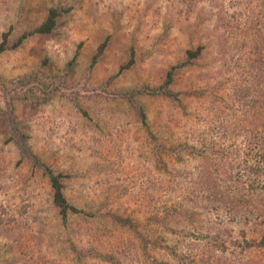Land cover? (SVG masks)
Returning <instances> with one entry per match:
<instances>
[{
    "label": "rangeland",
    "instance_id": "1",
    "mask_svg": "<svg viewBox=\"0 0 264 264\" xmlns=\"http://www.w3.org/2000/svg\"><path fill=\"white\" fill-rule=\"evenodd\" d=\"M221 1L216 7L198 0L191 8L184 0H0V43L10 32L11 46L50 9L63 11L52 35L30 37L0 54V202L4 218L17 219L7 225L15 236L33 234L56 264H180L200 231L167 222L180 193L163 185L203 160L198 134L207 128L204 118L217 120L214 114L233 105L236 85L249 84L230 62L236 51L226 45L227 32L250 26L258 44L264 36L263 8L239 16L235 10H247L238 0ZM201 45L204 56L171 87L182 102L159 91L170 68ZM133 49L136 62L124 69ZM9 102L32 150L68 176L67 196L83 211L67 221L53 204L47 177L9 141ZM151 178L163 182L164 195L148 210ZM112 213L137 218L136 227ZM204 217L197 212L195 221ZM3 231L0 264H24L27 244Z\"/></svg>",
    "mask_w": 264,
    "mask_h": 264
},
{
    "label": "trees",
    "instance_id": "2",
    "mask_svg": "<svg viewBox=\"0 0 264 264\" xmlns=\"http://www.w3.org/2000/svg\"><path fill=\"white\" fill-rule=\"evenodd\" d=\"M197 1L184 0V3L192 8ZM212 2L216 7L222 5L221 0ZM238 4L247 10H235L234 14L239 16L259 6L264 10V0H238ZM62 18L63 11L50 9L39 27L24 34L12 46L9 41L10 32L4 33L0 54L20 47L30 37L52 35L61 25ZM236 27L227 32L226 45L228 49L236 51L231 52L230 62L235 64L236 70L242 72L239 75L240 80L248 78L249 84L244 88L236 85L233 105L230 103L224 110L221 109V114H214L218 116L217 120L204 118L207 128L198 134L204 140L203 160L193 169L178 171L163 185L171 193H180L179 203L173 205V210L168 209V215L171 217L167 222H175L178 227L195 226L200 231L198 242L189 244L187 251L182 254L180 264H264V36L258 44L259 38L251 36L250 26ZM241 37L245 38L243 46ZM102 51L103 49L99 53ZM205 51L206 47L202 45L188 49L186 59L170 68L159 91L182 102V94L174 92L171 87L177 75L193 66L204 56ZM254 53L261 56L253 60ZM135 62L133 49L124 69H129ZM139 110L143 124L148 126L145 109L139 106ZM222 114H226L225 117ZM6 117L11 133L9 141L14 142L22 157L30 160L47 177L53 204L59 216L67 221L71 215L81 213L83 210L74 205L67 196L68 176L56 172L32 150L30 137L23 129L16 114V106L12 102L8 103ZM216 134L220 137L217 138ZM162 183L151 178L149 187L154 189V192L151 194L148 210L155 209L163 201L164 193L159 194ZM196 211L204 214L205 217L201 221H195ZM6 213L7 209L0 202V232L5 230L9 234L7 238L19 243V246H23L22 243L27 244L24 264H56V260L45 257L42 243L34 241L33 234L15 236L16 229L7 225L17 222V219L10 217L6 220L3 216ZM112 217L124 226L136 227L137 218L128 217L124 220L118 213H112ZM31 242H34V245H31ZM116 264L121 262L117 261Z\"/></svg>",
    "mask_w": 264,
    "mask_h": 264
}]
</instances>
